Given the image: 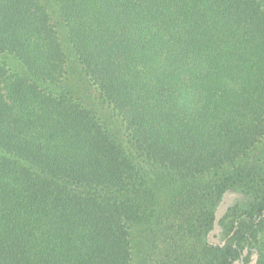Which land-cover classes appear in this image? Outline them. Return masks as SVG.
I'll use <instances>...</instances> for the list:
<instances>
[{"label": "trees", "instance_id": "trees-1", "mask_svg": "<svg viewBox=\"0 0 264 264\" xmlns=\"http://www.w3.org/2000/svg\"><path fill=\"white\" fill-rule=\"evenodd\" d=\"M263 141L264 0H0V264H264Z\"/></svg>", "mask_w": 264, "mask_h": 264}, {"label": "rangeland", "instance_id": "rangeland-1", "mask_svg": "<svg viewBox=\"0 0 264 264\" xmlns=\"http://www.w3.org/2000/svg\"><path fill=\"white\" fill-rule=\"evenodd\" d=\"M48 1V0H46ZM50 8H49V12L53 21V24L57 27L58 32H61V28L59 27V23H58V13L53 6H51L49 4ZM61 36L64 37V33L62 34L61 32ZM65 50L67 51L68 57H69V63H68V70L69 72L67 74L71 75L70 78H67L65 80L66 85H68V88L71 87H76L77 86V81L84 83L83 81H81L82 79L78 78L80 76V72H79V66H78V60L75 58V56H70V49L68 45H65ZM74 79H76L77 81H75ZM70 89V88H69ZM88 94V89H84L81 91H77L76 92V97L79 98L80 101L84 102L87 106H90L95 112H97L96 110H98L100 112V115L103 116L104 119L108 120L107 116L110 115V111H108L107 109H103L101 110L102 107L98 106L97 101H95V99L91 96H87ZM254 157L256 158H261L264 157V141L259 145V147L255 150ZM237 165H230L225 167L224 173L225 175L228 174V172H235V168ZM251 166H253V164H251ZM238 195L237 193H234L232 191L227 192L223 199L222 202L220 204V207L218 209V214L219 216H222L225 211L227 210L228 207H230L232 204H234V202L238 199ZM220 231V228L217 226L216 229L211 233L210 236V240L212 242L218 243L220 242L219 238H216V235L214 234H218ZM192 234V233H191ZM195 238V235H191V240ZM179 238V239H177ZM182 238H186L182 233L178 234L175 238V240H180L179 243H183L184 240H182ZM196 242V241H195ZM195 242L191 243L193 246V250L196 247ZM195 245V247H194ZM183 246V245H182ZM187 246V251H183V252H179L180 249H177L176 246H170V248L167 249H162L160 250L158 253H153L154 256H156V259L151 258L149 255L146 259V263L147 264H160L162 262V264H213L212 262H210L208 260V258L206 259L203 256V253L201 251V249H197L195 250L197 252V255L199 254L198 257H194L195 252H193V254L191 255L188 251H190L192 248ZM166 255V256H164ZM196 255V256H197ZM164 256V257H163ZM155 260V261H154ZM133 264H137V262L135 261V263Z\"/></svg>", "mask_w": 264, "mask_h": 264}]
</instances>
